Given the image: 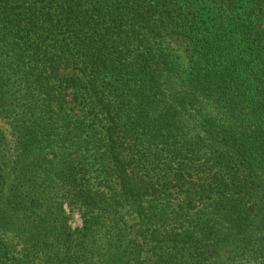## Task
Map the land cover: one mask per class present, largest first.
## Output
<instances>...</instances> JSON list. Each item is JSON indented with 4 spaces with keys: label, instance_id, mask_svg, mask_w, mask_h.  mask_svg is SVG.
Returning a JSON list of instances; mask_svg holds the SVG:
<instances>
[{
    "label": "trees",
    "instance_id": "obj_1",
    "mask_svg": "<svg viewBox=\"0 0 264 264\" xmlns=\"http://www.w3.org/2000/svg\"><path fill=\"white\" fill-rule=\"evenodd\" d=\"M0 117V264H264V0H0Z\"/></svg>",
    "mask_w": 264,
    "mask_h": 264
},
{
    "label": "rangeland",
    "instance_id": "obj_2",
    "mask_svg": "<svg viewBox=\"0 0 264 264\" xmlns=\"http://www.w3.org/2000/svg\"><path fill=\"white\" fill-rule=\"evenodd\" d=\"M0 126L4 129L6 135L8 136V139L12 138V119L0 117ZM93 182H95V179L93 178ZM68 214L70 215L69 224L72 227V229H79L83 225V220L80 215V212L78 210L68 211ZM122 218L121 226L124 229H127V238L128 237H136V235L140 232L139 229V219L136 217V214L133 211H124L120 215ZM134 229L137 230V232H134ZM104 236H102V240L104 239ZM100 247H102V244H100Z\"/></svg>",
    "mask_w": 264,
    "mask_h": 264
}]
</instances>
